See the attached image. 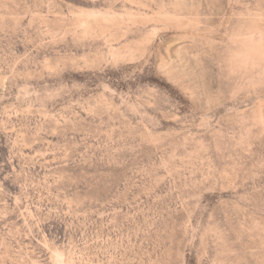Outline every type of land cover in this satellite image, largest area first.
Listing matches in <instances>:
<instances>
[{
  "label": "rangeland",
  "instance_id": "obj_1",
  "mask_svg": "<svg viewBox=\"0 0 264 264\" xmlns=\"http://www.w3.org/2000/svg\"><path fill=\"white\" fill-rule=\"evenodd\" d=\"M250 0H0V264H264V129L210 43Z\"/></svg>",
  "mask_w": 264,
  "mask_h": 264
},
{
  "label": "clouds",
  "instance_id": "obj_2",
  "mask_svg": "<svg viewBox=\"0 0 264 264\" xmlns=\"http://www.w3.org/2000/svg\"><path fill=\"white\" fill-rule=\"evenodd\" d=\"M210 48L222 90L254 98L243 119L264 129V0H250Z\"/></svg>",
  "mask_w": 264,
  "mask_h": 264
}]
</instances>
